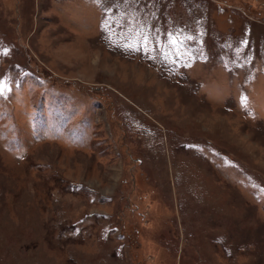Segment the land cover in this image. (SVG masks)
<instances>
[{
	"label": "rangeland",
	"instance_id": "374dc122",
	"mask_svg": "<svg viewBox=\"0 0 264 264\" xmlns=\"http://www.w3.org/2000/svg\"><path fill=\"white\" fill-rule=\"evenodd\" d=\"M0 264H264V0H0Z\"/></svg>",
	"mask_w": 264,
	"mask_h": 264
}]
</instances>
